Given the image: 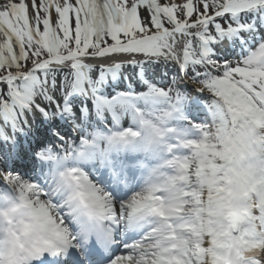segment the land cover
I'll return each instance as SVG.
<instances>
[{
    "label": "snow or ice",
    "instance_id": "obj_1",
    "mask_svg": "<svg viewBox=\"0 0 264 264\" xmlns=\"http://www.w3.org/2000/svg\"><path fill=\"white\" fill-rule=\"evenodd\" d=\"M0 264H264V0H0Z\"/></svg>",
    "mask_w": 264,
    "mask_h": 264
}]
</instances>
